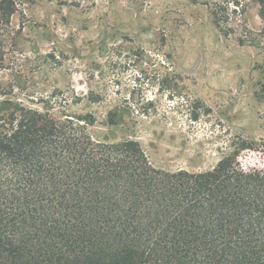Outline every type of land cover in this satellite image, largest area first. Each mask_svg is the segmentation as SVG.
<instances>
[{
    "label": "rangeland",
    "instance_id": "1",
    "mask_svg": "<svg viewBox=\"0 0 264 264\" xmlns=\"http://www.w3.org/2000/svg\"><path fill=\"white\" fill-rule=\"evenodd\" d=\"M5 101L84 116L161 170H264V0H0Z\"/></svg>",
    "mask_w": 264,
    "mask_h": 264
},
{
    "label": "trees",
    "instance_id": "2",
    "mask_svg": "<svg viewBox=\"0 0 264 264\" xmlns=\"http://www.w3.org/2000/svg\"><path fill=\"white\" fill-rule=\"evenodd\" d=\"M6 104L0 264H264V170H161L84 116Z\"/></svg>",
    "mask_w": 264,
    "mask_h": 264
}]
</instances>
